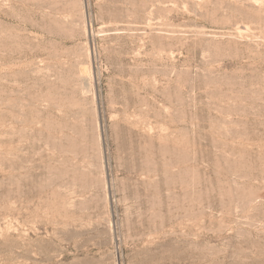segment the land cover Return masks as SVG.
I'll use <instances>...</instances> for the list:
<instances>
[{
    "label": "rangeland",
    "instance_id": "374dc122",
    "mask_svg": "<svg viewBox=\"0 0 264 264\" xmlns=\"http://www.w3.org/2000/svg\"><path fill=\"white\" fill-rule=\"evenodd\" d=\"M0 264H264V0H0Z\"/></svg>",
    "mask_w": 264,
    "mask_h": 264
}]
</instances>
